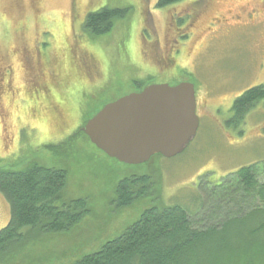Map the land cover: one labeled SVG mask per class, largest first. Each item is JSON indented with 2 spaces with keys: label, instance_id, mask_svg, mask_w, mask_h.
<instances>
[{
  "label": "rangeland",
  "instance_id": "rangeland-1",
  "mask_svg": "<svg viewBox=\"0 0 264 264\" xmlns=\"http://www.w3.org/2000/svg\"><path fill=\"white\" fill-rule=\"evenodd\" d=\"M157 3L0 0V168L22 170L36 162L65 169V199H87L90 210L71 230L37 236L9 264H72L121 234L146 208L180 205L196 214L201 184L208 190L206 183L264 162V104L238 127L227 124L234 100L264 83V0ZM104 7L128 12L109 32L92 34L86 18ZM182 81L195 86L200 118L197 136L182 153L130 165L83 133L70 138L86 115L138 92L139 83ZM49 90L56 103L71 108H63L59 124L72 123L63 129L45 101ZM132 175H150L155 193L118 208L111 202L115 187ZM258 176L263 182L264 168ZM10 217L0 193V230Z\"/></svg>",
  "mask_w": 264,
  "mask_h": 264
},
{
  "label": "trees",
  "instance_id": "trees-1",
  "mask_svg": "<svg viewBox=\"0 0 264 264\" xmlns=\"http://www.w3.org/2000/svg\"><path fill=\"white\" fill-rule=\"evenodd\" d=\"M180 1L158 0L157 6ZM127 12L104 7L89 13L85 25L92 34L101 35ZM139 84L140 90L147 85ZM260 103L264 104V83L234 100L228 126L241 125ZM261 168L264 162L242 166L219 184L206 183L208 190L201 184L202 208L196 214L180 205L146 208L121 234L72 264H264ZM67 177L65 169L36 162L22 170L0 168V193L11 210L8 224L0 230V264L11 263L37 236L71 230L90 214L87 199H65ZM153 185L150 175L119 180L115 205L126 208L152 196ZM197 214H202L201 219ZM25 227L28 232L23 233Z\"/></svg>",
  "mask_w": 264,
  "mask_h": 264
},
{
  "label": "water",
  "instance_id": "water-1",
  "mask_svg": "<svg viewBox=\"0 0 264 264\" xmlns=\"http://www.w3.org/2000/svg\"><path fill=\"white\" fill-rule=\"evenodd\" d=\"M200 118L194 84H149L107 103L83 131L109 157L130 165L155 155L182 153L197 136Z\"/></svg>",
  "mask_w": 264,
  "mask_h": 264
},
{
  "label": "flooded vegetation",
  "instance_id": "flooded-vegetation-1",
  "mask_svg": "<svg viewBox=\"0 0 264 264\" xmlns=\"http://www.w3.org/2000/svg\"><path fill=\"white\" fill-rule=\"evenodd\" d=\"M49 86V85H48ZM142 90V89H141ZM141 90H139V91H141ZM138 91V92H139ZM52 95V92H51V90H49V95L48 96H46L45 97V101L48 103V105H49V107H50V109L53 111V112H55V116L57 115L58 117H57V119H56V123H57V126H58V128L59 129H63V128H65L66 126H68L69 124H72L71 122L70 123H67V121H66V123L64 122V124H62V125H60L59 124V120H61L62 118H61V116H63V108L64 107H66V108H68V110L70 109L71 110V108H69L67 105L65 106V105H63V104H59V103H56L55 101H54V98H53V96L52 97H50ZM51 98V99H50ZM101 108H103V107H99V109H96L95 111H94V113L90 116V117H88L87 118V120L85 119V121L87 122L92 116H94ZM70 112V111H69ZM70 115H71V113H70ZM71 117H72V115H71ZM61 118V119H60ZM64 120H62V122H63ZM84 121V124H83V126L82 127H80L79 129H78V133H83L84 135H86L87 136V134L83 131V128H84V126H85V124H86V122ZM59 124V125H58ZM76 132V133H77ZM75 134V133H74ZM88 137V136H87ZM89 138V137H88ZM112 201H114V203L117 205V203L115 202V197H114V199H112L111 200V202ZM113 203V202H112Z\"/></svg>",
  "mask_w": 264,
  "mask_h": 264
}]
</instances>
